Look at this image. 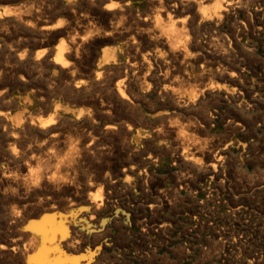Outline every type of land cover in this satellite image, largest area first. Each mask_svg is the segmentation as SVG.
<instances>
[{
    "label": "rangeland",
    "instance_id": "rangeland-1",
    "mask_svg": "<svg viewBox=\"0 0 264 264\" xmlns=\"http://www.w3.org/2000/svg\"><path fill=\"white\" fill-rule=\"evenodd\" d=\"M30 1H28V0H8L7 2H6V0H1L0 1V11H2L4 9H7V8L12 11L11 15L8 16V14H6V15L2 16V18L0 17V22H1L0 23L1 24L0 25V41H1L0 44L2 43L0 45V50H1L0 51V55H1L0 56V59H1L0 60V63H1L0 64V66H1L0 69H3V70L7 69L8 70V69L14 68V70H18L19 67H20L19 63H18L19 56L23 55L25 49L33 50L34 51L33 54L35 55V54H37L36 52L38 50L40 51L41 50L40 48H42V46L40 47V45L38 44L39 41H38L37 38H39V40H42V39H44L43 37H45V35L39 33L38 31H35L34 29H31L29 24H27L25 21H24L25 25L23 23V20L22 21H18L19 18L16 15H18V14L27 15L31 11L39 9L40 13H41V16L43 18L45 17L46 21L48 23H50V24H54V26H61V28H66L70 24V22H68V21H70L69 20L70 18L67 16L68 14H66L67 11H68V8L66 7L65 4H59L58 5L56 0H30ZM215 1L216 0H212L210 2H206L205 5L206 6L208 5V7H210L211 5L214 4ZM262 2H264V0H253V3L251 2L250 6L248 8L245 5L241 6V7H236L234 9L230 10L228 15L223 16V17H214V18H211V19H205L204 20V19L201 18V15L198 13V16H197L198 18L194 17V21H193V17H191V16L187 17L186 20L184 19V21H183L182 18H184L186 16V13L184 15V13H182V12H177L173 6L171 7L170 3L164 2L162 4L164 6H162V7H163V9L165 7V10L168 9V11L171 12L170 17L172 16L171 17L172 19L170 17L167 18L166 16H164L163 21H166V20L169 21V20H173L174 19L173 21L176 20L175 23H176V26L178 27V29H180V30H182L184 32L187 31L186 32L187 34L184 35L185 38H183V40L178 43V45H181V46H178V50H181L180 48H183V49L181 51L173 53V54L172 53H168L169 51L167 49V46H165V44H164V41L167 40V37H168L167 34L163 33L162 30L160 31L159 30L160 27H158L155 24L156 22H154L155 18H156L157 11H155V9L152 8V6L149 4V2L147 0H125L123 2L124 4L125 3L127 4L126 6H124L125 9L121 8V10H120V8L119 9L117 8V11H119V10L121 11V12L119 11V13L117 12L116 17L118 19L116 17L112 18L113 19L112 20V22H113L112 25L115 26L114 27L115 29L117 28L116 29L117 33L115 34V36H114V38L112 39L111 42H107L105 44L100 45L99 49H101V48L103 49V47L104 48L105 47H113L112 52L113 53H117V55L120 56V58H121L120 63L121 64H119V67H117V68H112V71L110 73L112 74V81L116 82L122 76L121 74H124L126 72V74L129 77L127 76L128 78L126 79L127 81H125L126 83L124 84V88H125L126 92L128 93V97H130V98L128 99L129 100L128 102H125V103H127L126 105H128V106H126L124 102H122L120 100H117V98L114 95H112V97H113L112 98V117L114 118V119L112 118L113 119L112 122L113 121L114 122L116 121L115 123L118 122L121 125V127L115 129L116 131H112V133H113L112 136L110 134H104V133L99 134V136H100V139L102 138L101 142H102L103 145H109L110 144L113 147L112 148V156L107 158L108 160L109 159L110 160L111 159L114 160V161L112 160V168H113L112 169V182L115 181V182H113V185H112V191H113V193H112L113 194L112 210L116 206H123L124 205V207H126V209H127L128 221H130V220L131 221L123 226L122 222H121V219L117 218L115 215L112 216L113 217V222H112V243H110V241H108V243H110L112 246L110 244L104 246V248H105V249H103L104 252L102 251V254H100V259H101L100 262H101V264H110V263L111 264H115V263L116 264H122V263L123 264H125V263L126 264H163V263L164 264H214V263L215 264H237L238 262H239L238 264H243V263H245V264H264V260H263L264 259V233H262V232H264V230L262 231V228L264 229V190H263L264 189V182H263L264 181V149H263L264 148V22H262V21H264V7H263L264 3L262 4ZM27 3L28 4L30 3V4L28 5ZM22 4H23L24 7L23 6H19V5H22ZM36 4H37V6H36ZM43 4H44V6H43ZM48 4H50L51 7ZM34 5L37 8H35ZM57 5H58V7H57ZM5 6H6V8H5ZM7 6H9V7H7ZM12 6H13V8L15 7L16 9L14 8L15 9L14 10L12 8ZM18 6H19V9L17 8ZM180 6L181 5H179L178 8H180ZM31 7H33V8L31 9ZM53 7H54V9H52ZM162 7L159 5L158 9L161 10ZM181 7H183V6H181ZM261 7H262L263 10L261 9ZM169 8H170V10H169ZM198 8H200L199 5L196 6V10ZM123 9H124V11H123ZM246 9L250 10L253 13L255 11L258 12V14L255 16V20H256L255 22L256 23L254 24V26H250L248 24V22H247V17H246V12H245ZM51 10H52V12H51ZM127 10L129 11L128 13H126ZM199 10H201V8ZM49 12H51V14ZM134 12L135 13L137 12V13L135 14ZM46 14L48 15V18L46 16ZM52 14H53V19H51L52 18ZM59 14H61V15H59ZM118 14L119 15L121 14L120 16L122 18ZM54 15H56V16H54ZM57 15H59L58 16L59 18L57 17ZM123 15H124L125 19L123 18ZM10 16H11V19H10ZM128 16H130V17H128ZM141 16H143V17H141ZM63 17H64V19L66 18L65 21H64ZM144 17L145 18L147 17L146 19H148V17H149V19L147 20V21H149L148 24L144 25V24H142L139 21L141 19H144ZM67 18H69V19H67ZM126 18H127L128 22L126 21ZM133 20H134V22H133ZM180 20H182L183 23ZM2 22H4V23H2ZM138 22H140V23L138 24ZM150 22H154V23L152 24ZM118 23H119V25H118ZM66 24H68V25H66ZM123 24H124V26H123ZM129 24H131L132 26L131 25L129 26ZM190 24H191V26H190ZM9 25H10V27H9ZM116 25H117V27H116ZM133 25H134V28H133ZM138 25L141 26L142 28H139ZM146 25H148V26H146ZM152 25H153V27L152 28L150 27L151 29L148 28L149 26H152ZM64 26H66V27H64ZM118 26L119 27L121 26V27L118 28ZM206 26H207V28H206L207 30L204 29V27H206ZM135 27H136V30H135ZM155 27H157V29ZM15 28L16 29L18 28V29L16 30ZM241 28H243V29H241ZM25 29H27L28 31L27 30L25 31ZM186 29H188L190 32L188 30H186ZM191 29L193 31H191ZM239 29H240V31H239ZM255 29H256V31H255ZM120 30H121V32H120V35H119V31ZM145 30H146V32H145ZM155 30L160 31L161 33H163V35L160 32H157ZM131 31H132V33H131ZM242 31H244V32H242ZM253 31H255V32H253ZM5 32H6V35H5ZM125 32H127V33H125ZM147 32L149 33V35H148ZM233 32H235L234 33L235 35L233 34ZM236 32H237V34H236ZM32 33H33V37H32ZM139 33L141 35H139ZM157 33H159L160 35H158ZM190 33H192V34H190ZM122 34H123V36H122ZM154 34L156 35L155 37H153ZM124 35L125 36L127 35L129 37V39H128V37H125ZM146 35H148L149 37L147 36V38H146ZM199 35H200V37H199ZM71 36H73V37H71ZM131 36H134V37H132V40L130 39ZM136 36L138 38H136ZM19 37H20V39H19ZM70 38L74 39V40L75 39L79 40L78 38H80V33H77V32L75 33V31H73V32L70 33ZM123 38H124V40H123ZM152 38H154V39H152ZM15 39H17L16 40L17 42L15 41ZM36 39H37V41H36ZM150 39H152V40H150ZM157 39H159L161 41H159ZM56 40L57 41H55L52 45H54L55 43H57L59 41V39H56ZM136 40L137 41L140 40V41H138V43H137ZM141 40H142V43H141ZM144 40H146L147 43ZM201 40H202V42H199ZM223 40H224V42H223ZM231 40H232V42H231ZM131 41H133L132 44H131ZM190 41H192V42H190ZM195 41L198 42V44L195 43ZM225 41H227V42H225ZM234 41H236L237 43L235 44ZM6 43H7V45H6ZM156 43L158 44L157 46H156ZM29 44L31 46H29ZM112 44H113V46H112ZM147 44H149V45H147ZM150 44H153L154 48L152 47V45L150 46ZM15 45H16V47H13V48L11 47V46H15ZM130 45H131L132 48L130 47ZM140 45L141 46L143 45L142 48H141ZM2 46H4V47H2ZM17 47H18V49H17ZM133 47H135L136 49L133 48ZM14 49H15V51H14ZM121 49H124V50H121ZM137 49H139V50H137ZM185 49H186V51L187 50L188 51L186 52ZM191 49H192V51H190ZM194 49H195V51H194ZM229 49H230V51L231 50L232 51L229 52ZM139 51H141V52H139ZM2 52H3V54H2ZM134 52H139V53L137 55V53H134ZM188 52H190V54ZM199 52H201V53H199ZM211 52H212V55H211ZM221 53H222V55L220 56ZM132 54H134V55H132ZM231 54H232V56H231ZM155 55H157V56H155ZM190 55H191V58H190ZM154 56H155V60H154ZM194 56H196V57H194ZM202 56H204L207 61L205 60V58H202ZM132 57H134V58H132ZM141 57L144 60H146V62H147L146 66L147 67L145 66V68H141L142 70L139 67L136 68L135 65H133V67H132L131 64L133 62V59H135V58L142 59ZM158 57H160V58H158ZM165 57H166V59H165ZM214 57H216V58H214ZM129 58H130V60H129ZM149 58H151V59H149ZM162 58H163V60H162ZM8 60H9V62H8ZM150 60H152V61H150ZM186 60H188V61H186ZM195 60H197V61H195ZM10 61H11V63H10ZM129 61L130 62L132 61L131 64H129ZM169 61H171V62H169ZM204 61H206V62L204 63ZM210 61H211V63H210ZM152 62H154V63H152ZM160 62H162V64ZM173 62H176V63H173ZM213 62H214V64H213ZM218 62H219V64H218ZM195 63H197V64L195 65ZM6 64H8V65L5 66ZM124 64H125V66H124ZM159 64H161V65H159ZM243 64H244V66H243ZM30 65H31V67H30ZM39 65H40V63L38 64L37 61L33 60L31 62V64L28 65L30 67V68L28 67V69L31 70L33 76L35 77V81L36 82L38 81L36 87L38 89H39V87H41L40 88L41 91L45 90L46 92H49V94L54 95V97L51 95L52 98H51L50 102L48 100L44 101L45 104H43L44 103L43 100L39 99L37 96H36L37 99L34 100L32 102V104L27 105V106L25 104H23V102H21L22 101L21 99L24 98L25 94H27L28 92H31V90H32L31 88L32 87H29V86L26 87L25 85H23V82L21 83L20 80H17V81L14 82V81L10 80L4 74V72L0 73L1 74L0 75L1 76V78H0V89L1 90L9 89L8 91L10 92V97H7L3 101L2 100L0 101V108L2 107V109H5V110L8 108L7 111L9 112L8 113V116H9L8 124L6 125V124L0 122V130H1V132H0V148L4 151L3 152L0 149V160L2 159L0 161V171L6 170V169L7 170L13 169V167L17 163H19V162L22 163L23 160L26 161L30 156H32L34 154L39 156V157H41V158L43 157L42 159L46 162L45 166L47 168H51L52 169L58 163L57 158H59V157L62 158L64 155L67 156V154L72 151L73 159L72 160H69V159L65 160V165L67 166V169L65 170V172L69 173L71 175L70 177H71L72 180H74L75 184H77V185L79 184L80 185L81 182H83V174L85 175V174H87V172H89V170L91 171L92 168H93L92 164L96 163V162H94V160L92 158H90V159L88 158V159H85V160H82V159L80 160V158L77 156V154H78L77 146L81 143V140H82L81 138L83 136H85V134L87 135L89 133V131H90V128L88 129V125L85 124V122L82 121V119H77V115H76V111L79 112L80 110H82L83 109L82 107H84V105L80 102L78 94L73 93V92L71 93V92H68V91L67 92L63 91L62 92L61 88H58L54 83H53L54 85H52V80L48 79V78L53 77L52 69L50 68V66L45 67L43 64H41L40 66ZM227 65H229V66L227 67ZM162 66H164V67H162ZM190 66H191V68H189ZM225 66H226V68H225ZM229 67H232V68H229ZM128 68H130V69L128 70ZM154 68H157V70L154 69ZM132 69H134V70H132ZM147 69H149V70H147ZM192 69H194V70H192ZM172 70H174V71H172ZM182 70H184V72ZM189 70H190V72H189ZM231 70H232V72H231ZM133 71H135L136 73L133 72ZM141 71L142 72L144 71L143 72L144 74ZM240 71H241V73H240ZM166 72H168V73H166ZM137 73H139V74H137ZM231 73H233V77L231 76ZM41 74H42V76H41ZM119 74H120V76H119ZM133 74H135V75L133 76ZM153 74H154V76H153ZM180 74L183 75V77ZM116 75H117V79H115ZM179 75H180V77H178ZM135 76H136V78H135ZM204 76H206V78ZM212 76H214V77H212ZM215 76H216V78H215ZM150 77H152V79L154 81L152 79H149ZM181 77L183 79H180ZM224 77L226 78L227 81L225 80ZM138 78L140 80H137ZM166 78H168V79H166ZM186 78H188V79H186ZM213 78H215V79H213ZM2 79H4V81ZM133 79H135V80H133ZM130 80H132L133 83H132V81L130 82ZM212 80H213V82H212ZM219 80H221V81H219ZM134 81H135V83H134ZM183 81H185V82H183ZM216 81H217V83H216ZM142 82H143V84H142ZM171 82H172V84H170ZM179 82H180V85L177 84ZM182 82H183V84H182ZM189 82L192 83V84H189ZM243 82H245V83H243ZM2 83H5V84H2ZM127 83H129L132 87L129 84L127 85ZM158 83H160V84L158 85ZM185 83L188 84V85H186ZM184 84H185V86H184ZM236 85H238L240 88H242L241 91L240 90L237 91ZM128 86H129V88H126ZM5 87H6V89H5ZM37 88H36V90H37V92H39L40 90H38ZM130 88H132V89H130ZM52 89H54L55 91L54 90L52 91ZM187 90L188 91L190 90L191 92L188 93ZM101 91H102V89H101ZM132 91H133L134 94L132 93ZM195 91L198 92V93H196ZM162 92H164V93L162 94ZM165 92H167L168 94H166ZM58 93L61 94V95L59 96ZM135 93H136V95H135ZM137 94H139L140 96L137 95ZM144 94H146V96ZM203 94H204V96H203ZM142 95H144V96H142ZM165 95H166V97H165ZM191 95H193V96H191ZM180 96H181V98L178 99ZM211 96H212V98H211ZM136 97L138 99H136ZM155 97L158 98V99H156ZM174 97H175L176 100L174 99ZM250 97H251V99H250ZM19 98H21V99H19ZM139 98H140V100H139ZM161 99H162V101H161ZM177 99L180 100V102H182V103H179V101ZM216 99H217V101H216ZM238 99H239V101H238ZM134 100H136V101H134ZM155 100H157V102ZM209 100H210V102H209ZM130 101H131V103H130ZM251 101H253V102L251 103ZM55 102H58V103L61 102L60 104H62L60 110H58V116L61 117V118L59 117V120H58L60 122V124H59V122H57L55 124V126L57 127V131H58L57 139H54V141L52 139L50 140V134L47 135V137H49V138H47V137H45V135H43L40 132V130L38 128H36V129L33 128V127L28 128L29 127L28 126V127H25V128H21L23 130H21V133L19 134V136H20L18 138V140H20V141H18L19 144L17 143L15 150H12L11 148H14V145L12 144L13 139H12V136H11L12 131L10 130V126L11 127L18 126V124L15 121V118L18 117V116H22L23 118L25 117V119L26 118L28 119L29 117H33V116L35 118H40L41 115H42L41 118L48 117V116H50L51 113L54 112L53 111L54 109H49V111H48V110H46V107L47 106H51L50 103L53 104ZM238 102H241L242 105L240 106V103H238ZM77 103H78V105H77ZM120 103H122V104L120 105ZM11 105L12 106L14 105L13 106L14 108L13 107L11 108ZM152 105H154V106H152ZM169 105H171V106H169ZM15 106H16V108H15ZM78 106H81V107H78ZM124 106H126V107L123 108ZM135 106H136V108H135ZM177 106H179V107L177 108ZM156 107H157V109H156ZM202 107H203V109H202ZM126 108L128 110H126ZM138 108H139V110H137ZM205 108L207 110H205ZM115 109H117L118 111H116ZM183 109H185V110H183ZM199 109L201 110V112H200ZM119 110H121V111H119ZM125 110H126V112L127 111L128 112L127 113L124 112ZM134 110H136V111H134ZM239 110H241V111H239ZM42 111H44V112H42ZM190 111H192V112H190ZM46 112L48 114H46V116L44 117V115H45L44 113H46ZM115 113H116V115H115ZM195 113H196V115H194ZM158 114H159V116H158ZM200 114L202 115V119H200L201 118ZM171 115H172V117H171ZM117 116H118V119H116ZM177 116L179 117L178 119H177ZM130 117L132 118V120H131ZM192 118H194V119H192ZM133 119H135V120H133ZM149 119L151 120L150 123L148 122V121H150ZM256 119H258V120H256ZM126 120H127V122H126ZM63 121H65L67 123V125ZM138 121H139V123L137 125L136 122H138ZM186 121H189V122H186ZM201 121H202L203 124H200ZM251 121L253 122V124H252ZM158 122H159V125H158ZM179 122L182 123V125H180ZM196 122H198V123H196ZM239 122L241 124H237ZM155 123H156V126H155ZM161 123H162V125H161ZM169 123H172V124L170 125ZM75 124H76V126H75ZM128 124H129V126H128ZM134 124H135V126H134ZM167 124H169V126ZM5 125L8 126L9 129H6L8 127H6ZM72 126H73V128H72ZM126 126L128 127V129H127ZM20 127H22V126H20ZM20 127H18V128H20ZM65 127H67V129H69V130L67 131V129ZM163 127H164V131L162 130ZM27 128L29 130H27ZM177 128H179V129H177ZM208 128L210 130H208ZM24 129L26 131H29V133L28 132L24 133V132H26ZM180 129H181V131H180ZM65 130H66V132H65ZM173 130H174V132H173ZM176 130H179L178 133H177ZM182 130H183V132H182ZM70 131L72 133L74 131L73 134L75 136L72 135V133ZM167 131H168V133H167ZM189 131H192L193 134L191 132H189ZM119 132H120V135H119ZM141 132L143 134H145L146 136L144 135L139 141H136L135 138H133V137L135 136V134H138V133H141ZM68 133H70V134H68ZM154 133H157V134L154 135ZM194 133H196V134H194ZM161 134H163L162 137H161ZM76 135H78V136H76ZM171 135H173L172 138H170ZM22 136H25V137L22 138ZM28 136L31 137V138L29 139ZM32 136L35 137V138H33ZM36 136H38V139H37ZM62 137L63 138L65 137L66 139L65 138L63 139ZM114 137H116L115 141H114ZM2 138H4V139L2 140ZM76 138L78 139V141H76L77 140ZM109 138H110V141L108 140ZM174 138H175V140H174ZM21 139H22V141H21ZM126 139H128V141H126ZM129 139H130V141H129ZM150 139H152L153 141L150 140ZM179 139H180V141H179ZM44 140L45 141L48 140L49 142L48 141L45 142ZM64 140H65V142H64ZM111 140L114 141V142H117V144H119V145L117 146V144H115ZM50 141H52L53 143L50 142ZM74 141H75V143H74ZM105 141H107V143ZM144 141H146V142H144ZM183 141H185V142L183 143ZM36 142L38 143V145L42 146L40 151L37 149ZM58 142L59 143L61 142L60 143L61 146L59 145ZM179 142H180V144H179ZM30 143H32V144H30ZM33 143H35V144H33ZM56 143L58 145V148H57ZM127 143H129V144H127ZM53 144H54V147H53ZM123 144H124V146L126 145V148L123 146ZM173 144H175L176 146L175 145L173 146ZM65 145H68V146H65ZM129 145H130V148H128ZM49 146H50V148H49ZM63 146H64V148H63ZM152 146H153V148H152ZM156 146H157V148H156ZM123 147H124V149H123ZM20 148H21V150H20ZM31 148H33V149H31ZM115 148H116V150H115ZM18 149H19V151H18ZM22 149H23V151H22ZM42 149H43V151H42ZM45 149H47V150H45ZM145 149H148V150H145ZM161 149H162V151H161ZM10 150H11V153L9 152ZM137 150L140 151V153ZM158 150L161 151V152H159ZM1 151H2L3 154H1ZM12 151H14V152H12ZM46 151H48V153H46ZM149 151L151 152V154H150ZM166 151L169 153V155L167 154ZM171 151H172V153H171ZM60 152H62V153H60ZM131 152H133V153H131ZM148 152H149V154H147ZM156 152H157V155H155ZM29 153L31 155H29ZM36 153H38V154H36ZM212 153H213V155H212ZM130 155H131V157H130ZM153 155H154V158H153ZM160 155H161V157H160ZM188 155H190V156H188ZM218 155H221V156H218ZM181 156H182L183 159L181 158ZM216 156H217V158H216ZM50 157L52 159L53 158H56V159H53L51 162H49L48 158H50ZM125 157H127V158H125ZM177 157H178V159H177ZM207 157H209V158H207ZM214 157H215V159H214ZM76 158H77V160H76ZM189 158L191 159V161H190ZM208 159L212 160V161L209 162ZM55 160H56V162H55ZM133 160H135V161H133ZM156 161H157V163H156ZM176 161H177V163H176ZM114 162H117V163H114ZM129 163L131 164V166H130ZM207 164H208V166H207ZM88 165H89V167H88ZM187 165H189V166H187ZM138 167L140 169H138ZM181 167H183V168L181 169ZM188 167H190V168H188ZM193 167H195V168H193ZM116 168H118V169H116ZM184 168L187 171L184 170ZM120 170H122V171L124 170L123 173ZM128 170H129V173H128ZM131 171L134 172V173H132ZM204 171H205V173H204ZM119 172H120V174H119ZM187 172H188L189 176H188ZM191 172H192V174H191ZM145 173L147 174V176H146ZM171 173L173 174L172 176H171ZM175 173L176 174L178 173V174L176 175ZM214 173H215L216 176L214 175ZM116 174H118V176H115ZM123 174H125V175H123ZM24 175L26 177H24V176L23 177L26 178V179H28L29 178L28 176H30V174L27 173V172H25ZM168 175L171 176V177H169ZM184 175H185V177H184ZM190 175H192V176H190ZM149 176H150V178H148ZM161 176L163 178H161ZM197 176L199 178H197ZM166 177H168V178H166ZM130 178H133V179L130 180ZM180 178H182L181 179L182 181L180 180ZM189 178L191 180H195V181H191ZM76 180H78V181H76ZM138 180H139V183H138ZM160 180L162 181V183H161ZM152 182H154V184H152ZM181 182H184V183H181ZM196 182H198V183H196ZM225 182H227V183H225ZM116 184L119 187H116ZM143 184H144V186H143ZM180 184H181V187H180ZM133 185H134V187H133ZM162 185L164 187H162ZM187 185H189L192 188L188 187ZM140 186H141V189H140ZM170 186H171V188H170ZM143 187L145 188V190H144ZM221 187L222 188L224 187V188L222 189ZM165 188H167V189H165ZM176 188L178 189V191H176L177 190ZM220 188H221V190H220ZM129 190H130L131 194L128 193ZM156 190H158V191H156ZM167 190H169V192H167ZM64 192H66V194ZM143 192H145V193H143ZM160 192L163 193V194H161ZM68 193H70V194H68ZM120 193H122V194H120ZM72 194L73 193L71 192V190L66 188V187L63 189V192L61 190L60 193L58 194V196L62 197L63 199H66V200L69 199V203H68L69 205L65 206L66 209H62L61 211L62 212L64 211V213H68L70 211H76L77 213H81V212L84 213L85 210H83L84 208H82L83 204L80 201H78V200L76 201V196L72 195ZM167 194H169V195H167ZM163 195H164V197H162ZM170 195H171V197H170ZM172 195H174V196H172ZM145 197L147 198V200H146ZM72 198H74V199H72ZM3 199L6 200V201L3 202L4 201ZM152 199H153V201H152ZM236 199H237L238 202L236 201ZM10 200L11 199H8V198L7 199L6 198H0V204H4L6 206V203H7V206H9L10 204H12V200H11V202H10ZM173 200H175V201H173ZM54 201H56V199H54ZM118 201H120V202L118 203ZM232 201H234L235 203L232 202ZM259 202H261V203H259ZM239 203H240V205H239ZM159 204H160V206H159ZM149 205H151V206H149ZM242 205H244V206H242ZM255 205L257 207H255ZM259 205H260V208H258ZM0 206H2V205H0ZM234 206H236V207H234ZM194 212H195V214H193ZM112 213H113V211H112ZM139 215H141V216L139 217ZM241 217H242V221H241ZM2 219L3 218H1L0 220L2 221ZM154 219H155V222H154ZM170 219H172L173 221L172 220L170 221ZM192 219H194V220H192ZM139 221H140L141 224L142 223L143 224L141 225L139 223ZM169 222H171V223H169ZM114 223H116V224H114ZM210 223L211 224L215 223V225H210ZM198 225H199V227H198ZM153 226L156 227V228H153ZM160 226H162V227H160ZM143 227L144 228L146 227V228L143 229ZM148 227H149V229H148ZM151 227L153 229H151ZM216 227H218V228L216 229ZM227 228H229V229H227ZM121 229L124 230V231H122ZM146 229H148L149 231L146 230ZM160 229L162 231H160ZM213 229H214V232H216V233L213 232ZM241 229L244 232H242ZM251 229H253V231ZM0 231H3V229L0 228ZM227 231L228 232L230 231V232L228 233ZM255 231H256V233H254ZM122 232L123 233L125 232V233L123 234ZM218 232L220 234H218ZM145 234H146V236H145ZM124 235H125V237H124ZM161 236H162V238H160ZM218 236H220V237H218ZM118 237H119V239H118ZM149 237H150V239H149ZM122 238L125 239V241ZM234 238H236V239H234ZM141 239H144V240H141ZM91 240L93 241L94 239H91ZM119 240H123V241H119ZM234 240H235V242L236 241L237 242L234 243ZM126 241H129V242H126ZM143 242L145 243V245H144ZM251 242L253 244L250 245ZM114 243H116V244L114 245ZM216 243H217V245H216ZM219 244H220V248H219ZM120 245H122V246H120ZM138 247H140V248H138ZM222 247H224V248H222ZM232 248H234V249H232ZM181 250H183V251H181ZM250 250H252V251H250ZM175 251H176V253H175ZM254 251H255V253H254ZM139 253H140V255L142 254L143 256L142 255L140 256ZM182 253H184V254H182ZM238 253L241 255L240 257H239ZM113 255H114L115 258L113 257ZM166 256H168L169 258L166 257ZM140 257H142V258H140ZM228 257H229V259H228ZM261 257H263V258H261ZM122 259L123 260L125 259V260L123 261ZM111 260L114 261V262H112ZM173 260H174V262H173ZM252 261H253V263H252Z\"/></svg>",
    "mask_w": 264,
    "mask_h": 264
},
{
    "label": "bare ground",
    "instance_id": "bare-ground-1",
    "mask_svg": "<svg viewBox=\"0 0 264 264\" xmlns=\"http://www.w3.org/2000/svg\"><path fill=\"white\" fill-rule=\"evenodd\" d=\"M1 1V0H0ZM8 0H6L7 2ZM30 1V0H28ZM58 5L59 4H65L66 7L68 8V11L66 14H68L67 16L70 18V24L69 26H64L66 28H61V26H54V24H50L46 21V18L44 19L41 16L40 10H33L31 11L29 14L27 15H23V14H18L16 15L19 20L18 21H22L23 23L24 21L29 24L31 29H34L35 31H38L39 33L45 35V37H43L44 39L39 40V45L40 47L42 46V48H40L41 50L38 52H36L37 54H33V50L30 49H25L23 55L19 56V69L18 70H14V68L11 69H0V73L4 72V74L12 81H17L20 80L21 83L23 82V85H25L26 87H32L31 92H28L27 94H25L24 98L21 99L23 102V104L30 105L32 104V102L34 100H36V96L44 101H49L51 100V95L49 94V92H46L45 90H40L41 87H39V89L36 87L38 81H35V77L33 76L31 70L28 69V65L31 64V62L33 60L37 61L38 64L40 63L43 64L45 67L50 66V68L52 69V75L53 77L48 78L52 80V85H56L58 88H61V91H65V92H73L79 95V100L80 102L84 105V107H82L83 109L80 110L79 112L76 111V115H77V119H82V121L85 122V124L88 125V129L90 128L89 133L85 136H83L80 140L81 143L77 146V156L80 158V160H85V159H90L92 158L94 160V162H96L93 165L92 170L89 172H87V174H83V182H81V184L77 185L74 183V180L71 179V175L69 173H66L65 170L67 169V166L65 165V160H72L73 159V153L72 151L70 153L67 154V156H61L62 158H57V165L54 168H47L46 162L39 156L37 155H32L30 156L26 161L23 160L22 163H17L13 169L10 170H2L0 171V198H8L12 200V204H8L9 206H6L4 204H0L2 206H0V219H2V221L0 220V228L3 229V231H0V264H101L100 262V254H102V251L105 245H109L110 243H112V222H113V215H115L117 218L121 219L122 225H126L127 223H129L130 221H128V215H127V209L126 207L123 206H116L113 208L112 210V198H113V191H112V185H113V181L112 182V160L113 159H107L108 157L112 156V145H103L100 139L99 134L104 133V134H110L112 136V131H116L115 129L121 127V125L117 122L115 123L114 121L112 122V120L114 119L112 117V95H114L117 100H120L122 102H128L129 98L128 97V93L126 92L125 88H124V84L126 83L125 81H127L126 79L129 77L126 72L124 74H121L122 76L116 81H112V74L110 73L112 71V68H117L119 67L121 58L119 55H117V53H113L112 49L113 47H103V49H99L100 45L105 44L107 42H111L112 39L114 38L115 34L117 33L116 29L114 28L115 26L112 25V18L116 17L117 12L119 13V11L121 10V8H124V6H126L127 2L124 4L123 2L125 0H56ZM149 2V4L152 6V8L155 9V11H157L156 14V18L155 24L160 27V31L162 30L163 33L167 34V40L164 41L165 46H167L168 49V53H176L181 51L183 48H180L181 50H178V45L179 42H181L183 40L184 35L187 34L186 29L184 31L178 29V27L176 26L175 21L173 20H169V21H163L164 16H166L167 18L170 17L171 12L167 10H165V7L163 9L162 5L164 2H168L171 4V7L173 6L175 8V10L177 12H182L186 13V16L183 19L186 20L187 17H193V21H194V17L198 16V13L201 15L202 19H211L214 17H223L228 15L229 11L236 8V7H241V6H247V8L250 6L251 2L253 3V0H230L227 4H222L220 8L216 7V4L218 3V0H216L214 2L213 5H211L210 7H208V5L206 6L205 3L206 2H210L212 0H202V3L200 2V0H147ZM31 2V1H30ZM40 2V1H39ZM38 2V3H39ZM42 2V1H41ZM259 2V1H258ZM5 3V2H4ZM9 3V2H8ZM36 3V2H35ZM47 3V2H46ZM53 3V2H52ZM264 2H262L263 4ZM6 4V3H5ZM28 4V3H27ZM30 4V3H29ZM28 4V5H29ZM148 4V5H149ZM209 4V3H208ZM11 5V4H10ZM32 5V4H31ZM40 5V4H39ZM50 6V4H48ZM57 5V7H58ZM161 6L162 9H158V6ZM181 5L183 7L180 6V8H178V6ZM199 5V7L201 8V10H199L200 8H198L196 10V6ZM19 6H23L19 5ZM19 6L17 7L19 9ZM37 6V4H36ZM35 5L34 7L37 8ZM44 6V4H43ZM166 6V5H165ZM169 6V5H168ZM167 6V7H168ZM259 6V5H258ZM263 6V5H262ZM9 7V6H7ZM24 7V6H23ZM22 7V8H23ZM28 7V6H27ZM39 7V6H38ZM46 7V6H45ZM51 7V6H50ZM55 7V6H54ZM54 7L52 9H54ZM260 7V6H259ZM264 7V6H263ZM6 8V6H5ZM13 8V6H12ZM15 8V7H14ZM13 8V9H14ZM21 8V7H20ZM29 8V7H28ZM33 7H31L32 9ZM34 8V9H35ZM41 8V7H40ZM117 8L120 10L117 11ZM178 8V9H177ZM16 9V8H15ZM14 9V10H15ZM45 9V8H44ZM43 9V10H44ZM51 9V8H50ZM66 9V8H65ZM125 9V8H124ZM123 9V11H124ZM226 9V10H225ZM242 9V8H241ZM244 9V8H243ZM250 9V8H249ZM252 9V8H251ZM262 9V7H261ZM8 12L5 13V9L0 11V17L2 18V16L8 14L11 15L12 11L9 10L7 8ZM26 10V9H25ZM42 10V9H41ZM61 10V9H60ZM134 10V9H133ZM151 10V9H150ZM170 10V8H169ZM263 10V9H262ZM17 11V10H16ZM23 11V10H22ZM28 11V10H27ZM165 11V12H164ZM243 11V10H242ZM47 12V11H46ZM45 12V13H46ZM52 12V10H51ZM51 12H49L51 14ZM121 12V11H120ZM129 11L127 10L126 13H128ZM132 12V11H131ZM154 12V11H153ZM246 17H247V22L250 26H254V24L256 23L255 21V16L258 14L257 11H255L254 13L251 12L250 10L246 9ZM14 13V12H13ZM17 13V12H16ZM21 13V12H20ZM135 13V12H134ZM137 13V12H136ZM135 13V14H136ZM151 13V12H150ZM149 13V14H150ZM236 13V12H235ZM49 14V15H50ZM55 14V13H54ZM58 14V13H57ZM140 14V13H139ZM142 14V13H141ZM144 14V13H143ZM148 14V15H149ZM152 14V13H151ZM150 14V15H151ZM176 14V13H175ZM261 14V13H260ZM13 15V14H12ZM61 15V14H59ZM57 15V17L59 16ZM119 15V14H118ZM121 15V14H120ZM119 15V16H120ZM127 15V14H126ZM138 15V14H137ZM147 15V16H148ZM244 15V14H243ZM47 18L48 15L46 14ZM56 16V15H54ZM139 16V15H138ZM230 16V15H229ZM121 17V16H120ZM119 17V18H120ZM130 17V16H128ZM134 17V16H133ZM143 17V16H141ZM165 17V18H166ZM172 17V16H171ZM170 17V18H171ZM238 17V16H237ZM260 17V16H259ZM8 18V17H7ZM51 18V17H50ZM55 18V17H54ZM59 18V17H58ZM117 18V17H116ZM122 18V17H121ZM123 18L125 19L124 15ZM136 18V17H135ZM147 18V17H146ZM144 17V19L139 20L142 24H148L149 21H147L149 19H146ZM198 18V17H197ZM236 18V17H235ZM11 19V16H10ZM53 19V14H52V18ZM64 19V17H63ZM66 19V18H65ZM64 19V21H65ZM118 19V18H117ZM123 19V20H124ZM134 19V18H133ZM172 19V18H171ZM239 19V18H238ZM241 19V18H240ZM245 19V18H244ZM259 19V18H258ZM263 19V18H262ZM14 20V19H13ZM50 20V19H49ZM48 20V21H49ZM55 20V19H54ZM53 20V21H54ZM120 20V19H119ZM118 20V21H119ZM135 20V19H134ZM133 20V22H134ZM196 20V19H195ZM235 20V19H234ZM125 21V20H124ZM127 21V18H126ZM138 21V20H137ZM178 21V20H177ZM182 21V20H180ZM182 21V23H183ZM197 21V20H196ZM244 21V20H243ZM262 21V20H261ZM5 22V21H4ZM2 22V23H4ZM63 22V21H62ZM115 22V21H114ZM117 22V21H116ZM121 22V21H120ZM128 22V21H127ZM132 22V21H131ZM138 22V24L140 23ZM154 22H150V23H154ZM200 22V21H199ZM246 22V21H245ZM264 22V21H262ZM261 22V23H262ZM1 23V22H0ZM10 23V22H9ZM8 23V24H9ZM67 23V22H66ZM136 23V22H135ZM134 23V24H135ZM181 23V24H182ZM191 23V22H190ZM239 23V22H238ZM237 23V24H238ZM241 23V22H240ZM6 24V23H5ZM12 24V23H11ZM21 24V23H20ZM65 24V23H64ZM63 24V25H64ZM132 24V23H131ZM129 24V26L131 25ZM186 24V23H185ZM192 24V23H191ZM190 24V26H191ZM243 24V23H242ZM1 25V24H0ZM18 25V24H17ZM25 25V23H24ZM68 25V24H66ZM119 25V23H118ZM150 25V24H149ZM195 25V24H194ZM193 25V26H194ZM212 25V24H211ZM260 25V24H259ZM262 25V24H261ZM122 26V25H121ZM120 26V27H121ZM124 26V24H123ZM128 26V27H129ZM132 26V25H131ZM148 26V25H146ZM187 26V25H186ZM192 26V27H193ZM238 26V25H237ZM263 26V25H262ZM10 27V25H9ZM117 27V25H116ZM118 26V28H120ZM139 28H142L141 26L138 25ZM145 27V26H144ZM152 28V26H149L148 28ZM182 27V26H181ZM180 27V28H181ZM203 27V26H202ZM258 27V26H257ZM28 28V27H27ZM123 28V27H122ZM134 28V25H133ZM138 28V29H139ZM150 28V29H151ZM157 29V27H155ZM184 28V27H183ZM206 27H204V29H206ZM231 28V27H230ZM247 28V27H246ZM252 28V27H251ZM255 28V27H254ZM253 28V29H254ZM4 29V28H3ZM16 29V28H15ZM18 29V28H17ZM16 29V30H17ZM210 29V28H209ZM212 29V28H211ZM243 29V28H241ZM2 30V29H1ZM27 29H25L26 31ZM136 30V27H135ZM134 30V31H135ZM141 30V29H140ZM139 30V31H140ZM144 30V29H143ZM148 30V29H147ZM153 30V29H152ZM207 30V29H206ZM214 30V29H213ZM235 30V29H234ZM237 30V29H236ZM8 31V30H7ZM28 31V30H27ZM75 31V33H80V38H78L79 40H74L70 38V33ZM125 31V30H124ZM154 31V30H153ZM157 31V30H155ZM157 31V32H160ZM189 31V30H188ZM191 31H193L191 29ZM240 31V29H239ZM256 31V29H255ZM253 31V32H255ZM14 32V31H13ZM12 32V33H13ZM16 32V31H15ZM33 32V31H32ZM121 30L119 31V35H120ZM138 32V31H137ZM144 32V31H143ZM146 32V30H145ZM149 32V31H148ZM147 32V33H148ZM190 32V31H189ZM196 32V31H195ZM244 32V31H242ZM35 33V32H34ZM127 33V32H125ZM132 33V31H131ZM146 33V34H147ZM151 33V32H150ZM161 33V32H160ZM163 33H161L163 35ZM193 33V32H192ZM190 33V34H192ZM235 32H233L234 34ZM22 34V33H21ZM28 34V33H27ZM31 34V33H30ZM73 34V33H72ZM143 34V33H142ZM156 34V33H155ZM154 34L153 37H155L156 35ZM158 35H160L159 33H157ZM237 34V32H236ZM239 34V33H238ZM241 34V33H240ZM6 35V32H5ZM10 35V34H9ZM24 35V34H23ZM29 35V34H28ZM35 35V34H34ZM139 35H141L139 33ZM149 35V33H148ZM146 35V38L147 36ZM198 35V34H197ZM235 35V34H234ZM36 36V35H35ZM123 36V34H122ZM125 36V35H124ZM145 36V35H144ZM152 36V35H151ZM188 36V35H187ZM190 36V35H189ZM215 36V35H214ZM223 36V35H222ZM233 36V35H232ZM7 37V36H6ZM32 37H33V33H32ZM73 37V36H71ZM125 37H128L127 35ZM124 37V38H125ZM131 36V40H132ZM149 37V36H148ZM162 37V36H161ZM200 37V35H199ZM202 37V36H201ZM236 37V36H235ZM238 37V36H237ZM15 38V37H14ZM17 38V37H16ZM22 38V37H21ZM118 38V37H117ZM123 38V40H124ZM136 38H138L136 36ZM143 38V37H142ZM157 38V37H156ZM160 38V37H159ZM163 38V37H162ZM165 38V37H164ZM189 38V37H188ZM192 38V37H191ZM8 39V38H7ZM20 39V37H19ZM23 39V38H22ZM32 39V38H31ZM36 39V41H37ZM56 39H59V41L57 43H55L54 45H52L55 41H57ZM129 39V37H128ZM154 39V38H152ZM150 39V40H152ZM195 39V38H194ZM236 39V38H235ZM240 39V38H239ZM5 40V39H4ZM14 40V39H13ZM17 39H15L16 41ZM134 40V39H133ZM143 40V39H142ZM141 40V43H142ZM159 40V39H157ZM186 40V39H185ZM198 40V39H197ZM196 40V41H197ZM208 40V39H207ZM225 40V39H224ZM223 40V42H224ZM230 40V39H229ZM228 40V41H229ZM7 41V40H6ZM26 41V40H25ZM34 41V40H33ZM137 41V40H136ZM140 41V40H138ZM137 41V43H138ZM146 42V40H144ZM149 41V40H148ZM161 41V40H159ZM163 41V40H162ZM187 41V40H186ZM198 44V42H196ZM237 41V40H236ZM234 41V43L236 44L237 42ZM1 42V41H0ZM3 42V41H2ZM17 42V41H16ZM15 42V43H16ZM144 42V43H145ZM151 42V41H150ZM155 42V41H154ZM192 42V41H190ZM194 42V41H193ZM199 42H202L199 41ZM217 42V41H216ZM220 42V41H219ZM218 42V43H219ZM227 42V41H225ZM232 42V40H231ZM4 43V42H3ZM21 43V42H20ZM122 43V42H121ZM133 43V41H131V44ZM140 43V44H141ZM147 43V42H146ZM149 43V42H148ZM152 43V42H151ZM160 43V42H159ZM187 43V42H186ZM185 43V44H186ZM2 44V43H1ZM0 44V45H1ZM10 44V43H9ZM32 44V43H31ZM201 44V43H200ZM199 44V45H200ZM231 44V43H230ZM234 44V45H235ZM7 45V43H6ZM35 45V44H34ZM128 45V44H127ZM134 45V44H133ZM149 45V44H147ZM153 44H150V46ZM158 44L156 43V46ZM184 45V44H183ZM188 45V44H187ZM211 45V44H210ZM209 45V46H210ZM216 45V44H215ZM219 45V44H218ZM238 45V44H237ZM25 46V45H24ZM29 46H31L29 44ZM33 46V45H32ZM111 46V45H110ZM113 46V44H112ZM137 46V45H136ZM141 46V45H140ZM139 46V47H140ZM143 46V45H142ZM141 46V48H142ZM146 46V45H145ZM160 46V45H159ZM163 46V45H162ZM190 46V45H189ZM198 46V45H197ZM212 46V45H211ZM214 46V45H213ZM4 47V46H2ZM8 47V46H7ZM16 47L15 46H11ZM34 47V46H33ZM131 47V45H130ZM185 47V46H184ZM201 47V46H200ZM22 48V47H21ZM132 48V47H131ZM135 48V47H133ZM154 48V47H153ZM189 48V47H188ZM209 48V47H208ZM207 48V49H208ZM238 48V47H237ZM18 49V47H17ZM130 49V48H129ZM136 49V48H135ZM161 49V48H160ZM166 49V50H167ZM187 49V48H186ZM185 49V51H186ZM8 50V49H7ZM13 50V49H12ZM23 50V49H22ZM115 50V49H114ZM124 50V49H121ZM132 50V49H131ZM139 50V49H137ZM143 50V49H142ZM146 50V49H145ZM144 50V51H145ZM150 50V49H149ZM156 50V49H155ZM164 50V49H163ZM165 50V51H166ZM201 50V49H200ZM206 50V49H205ZM204 50V51H205ZM215 50V49H214ZM222 50V49H221ZM262 50V49H261ZM1 51V50H0ZM9 51V50H8ZM15 51V49H14ZM151 51V50H150ZM184 51V52H185ZM188 51V50H187ZM186 51V52H187ZM192 51V49L190 50ZM195 51V49H194ZM217 51V50H216ZM220 51V50H219ZM218 51V52H219ZM226 51V50H225ZM232 51V50H231ZM229 49V52H231ZM253 51V50H252ZM12 52V51H11ZM18 52V51H17ZM121 52V51H120ZM141 52V51H139ZM139 52H134V53H138ZM221 52V51H220ZM236 52V51H235ZM8 53V52H7ZM21 53V52H20ZM19 53V54H20ZM41 53H43V55H40ZM146 53V52H145ZM148 53V52H147ZM183 53V52H182ZM190 54V52H188ZM201 53V52H199ZM3 54V52H2ZM130 54V53H129ZM180 54V53H179ZM186 54V53H185ZM192 54V53H191ZM210 54V53H209ZM11 55V54H10ZM134 55V54H132ZM150 55V54H149ZM184 55V54H183ZM194 55V54H193ZM199 55V54H198ZM212 55V52H211ZM210 55V56H211ZM216 55V54H215ZM222 55V53L220 54V56ZM230 55V54H229ZM252 55V54H251ZM1 56V55H0ZM8 56V55H7ZM147 56V55H146ZM153 56V55H152ZM157 56V55H155ZM155 56H154V60H155ZM167 56V55H166ZM177 56V55H176ZM185 56V55H184ZM183 56V57H184ZM232 56V54H231ZM12 57V56H11ZM137 57V56H136ZM163 57V56H162ZM187 57V56H186ZM185 57V58H186ZM196 57V56H194ZM198 57V56H197ZM134 58V57H132ZM142 58V57H141ZM160 58V57H158ZM157 58V59H158ZM168 58V57H167ZM176 58V57H175ZM182 58V57H181ZM191 58V55H190ZM202 58H205L204 56H202ZM216 58V57H214ZM213 58V59H214ZM151 59V58H149ZM166 59V57H165ZM189 59V58H188ZM196 59V58H195ZM231 59V58H230ZM259 59V58H258ZM1 60V59H0ZM4 60V59H3ZM14 60V59H13ZM130 60V58H129ZM163 60V58H162ZM175 60V59H174ZM182 60V59H181ZM206 60V58H205ZM7 61V60H6ZM152 61V60H150ZM168 61V60H167ZM172 61V60H171ZM169 61V62H171ZM176 61V60H175ZM184 61V60H183ZM188 61V60H186ZM197 61V60H195ZM194 61V62H195ZM207 61V60H206ZM204 61V63L206 62ZM220 61V60H219ZM230 61V60H229ZM235 61V60H234ZM4 62V61H3ZM9 62V60H8ZM132 62V61H131ZM131 62L129 61V64H131ZM163 62V61H162ZM162 62H160L162 64ZM200 62V61H199ZM5 63V62H4ZM11 63V61H10ZM154 63V62H152ZM156 63V62H155ZM176 63V62H173ZM198 63V62H197ZM195 63V65L197 64ZM211 63V61H210ZM221 63V62H220ZM1 64V63H0ZM13 64V63H12ZM37 64V63H36ZM126 64V63H125ZM124 64V66H125ZM128 64V65H129ZM159 64V65H161ZM188 64V63H187ZM190 64V63H189ZM194 64V63H193ZM214 64V62H213ZM219 64V62H218ZM8 64H6L5 66H7ZM35 65V64H34ZM39 65V66H40ZM132 67L133 65L137 67L141 68H145V66L147 65L146 60L142 59H138L135 58L133 59L132 62ZM170 65V64H169ZM176 65V64H175ZM194 65V66H195ZM209 65V64H208ZM207 65V66H208ZM231 65V64H230ZM239 65V64H238ZM10 66V65H9ZM8 66V67H9ZM12 66V65H11ZM43 66V67H44ZM174 66V65H173ZM177 66V65H176ZM179 66V65H178ZM229 65H227L228 67ZM244 66V64H243ZM1 67V66H0ZM31 67V65H30ZM29 67V68H30ZM122 67V66H121ZM147 67V66H146ZM159 67V66H158ZM164 67V66H162ZM166 67V66H165ZM198 67V66H197ZM217 67V66H216ZM6 68V67H5ZM10 68V67H9ZM149 68V67H148ZM160 68V67H159ZM168 68V67H167ZM183 68V67H182ZM181 68V69H182ZM191 68V66L189 67ZM196 68V67H195ZM226 68V66H225ZM232 68V67H229ZM235 68V67H234ZM233 68V69H234ZM253 68V67H252ZM126 69V68H125ZM124 69V70H125ZM130 68H128L129 70ZM157 70V68H154ZM166 69V68H165ZM188 69V68H187ZM216 69V68H215ZM219 69V68H218ZM239 69V68H238ZM123 70V69H122ZM121 70V71H122ZM127 70V69H126ZM125 70V71H126ZM134 70V69H132ZM131 70V71H132ZM142 70V69H141ZM144 70V69H143ZM149 70V69H147ZM194 70V69H192ZM197 70V69H196ZM195 70V71H196ZM199 70V69H198ZM228 70V69H227ZM245 70V69H244ZM40 71V70H39ZM130 71V72H131ZM174 71V70H172ZM184 72V70H182ZM226 71V70H225ZM44 72V71H43ZM123 72V71H122ZM128 72V71H127ZM135 72V71H133ZM142 72V71H141ZM144 72V71H143ZM142 72V73H143ZM148 72V71H147ZM151 72V71H150ZM160 72V71H159ZM163 72V71H162ZM190 72V70H189ZM198 72V71H197ZM232 72V70H231ZM235 72V71H234ZM233 72V73H234ZM129 73V72H128ZM136 73V72H135ZM140 73V72H139ZM137 73V74H139ZM157 73V72H156ZM161 73V72H160ZM168 73V72H166ZM179 73V72H178ZM193 73V72H192ZM191 73V74H192ZM195 73V72H194ZM215 73V72H214ZM219 73V72H218ZM229 73V72H228ZM233 73H231V76L233 77ZM241 73V71H240ZM243 73V72H242ZM3 74V75H4ZM37 74V73H36ZM40 74V73H39ZM118 74V73H117ZM141 74V73H140ZM144 74V73H143ZM176 74V73H175ZM187 74V73H186ZM209 74V73H208ZM235 74V73H234ZM1 75V74H0ZM135 74H133L134 76ZM142 75V74H141ZM147 75V74H146ZM181 75V74H180ZM180 75L178 77H180ZM223 75V74H222ZM37 76V75H36ZM42 76V74H41ZM47 76V75H46ZM50 76V75H49ZM120 76V74H119ZM128 76V77H127ZM132 76V75H131ZM154 76V74H153ZM160 76V75H159ZM183 77V75H181ZM228 76V75H227ZM226 76V77H227ZM145 77V76H144ZM162 77V76H161ZM160 77V78H161ZM174 77V76H173ZM176 77V76H175ZM180 79H183V78ZM206 78V76H204ZM208 77V76H207ZM214 77V76H212ZM238 77V76H237ZM1 78V76H0ZM136 78V76H135ZM141 78V77H140ZM203 78V77H202ZM216 78V76H215ZM213 78V79H215ZM219 78V77H218ZM225 78V77H224ZM117 79V75L116 78ZM149 79H152V77H150ZM155 79V78H154ZM168 79V78H166ZM174 79V78H173ZM188 79V78H186ZM199 79V78H198ZM204 79V78H203ZM209 79V78H208ZM223 79V78H222ZM234 79V78H233ZM4 81V79H2ZM9 80V81H10ZM129 80V79H128ZM135 80V79H133ZM137 80H140L139 78ZM136 80V81H137ZM153 80V79H152ZM161 80V79H160ZM165 80V79H164ZM163 80V81H164ZM170 80V79H169ZM185 80V79H184ZM200 80V79H199ZM206 80V79H205ZM211 80V79H210ZM218 80V79H217ZM226 80V78H225ZM44 81V80H43ZM132 80H130L131 82ZM143 81V80H142ZM151 81V80H150ZM154 81V80H153ZM162 81V82H163ZM171 81V80H170ZM174 81V80H173ZM178 81V80H177ZM181 81V80H180ZM188 81V80H187ZM186 81V82H187ZM190 81V80H189ZM198 81V80H197ZM221 81V80H219ZM224 81V80H223ZM227 81V80H226ZM232 81V80H231ZM239 81V80H238ZM241 81V80H240ZM244 81V80H243ZM138 82V81H137ZM140 82V81H139ZM146 82V81H145ZM185 82V81H183ZM182 82V84H183ZM210 82V81H209ZM213 82V80H212ZM229 82V81H228ZM242 82V81H241ZM13 83V82H12ZM54 83V84H53ZM133 83V81H132ZM135 83V81H134ZM141 83V82H140ZM148 83V82H147ZM150 83V82H149ZM166 83V82H165ZM164 83V84H165ZM188 83V82H187ZM217 83V81H216ZM234 83V82H233ZM245 83V82H243ZM5 84V83H2ZM129 83H127L128 85ZM139 84V83H138ZM143 84V82H142ZM160 83H158L159 85ZM163 84V83H162ZM172 84V82L170 83ZM174 84V83H173ZM176 84V83H175ZM180 85V82L177 83ZM176 84V85H177ZM186 84V83H185ZM184 84V86H185ZM189 84H192L189 82ZM198 84V83H197ZM209 84V83H208ZM212 84V83H211ZM241 84V83H240ZM41 85V84H40ZM130 85V84H129ZM148 85V84H147ZM157 85V86H158ZM175 85V86H176ZM178 85V86H179ZM188 85V84H186ZM221 85V84H220ZM234 85V84H233ZM45 86V85H44ZM126 86V85H125ZM131 86V85H130ZM141 86V85H140ZM182 86V85H181ZM196 86V85H195ZM228 86V85H227ZM238 85H236V89L237 91H241L242 88H240ZM2 87V86H1ZM38 90H40L39 92H37L36 88ZM132 87V86H131ZM209 87V86H208ZM4 88V87H3ZM8 88V87H7ZM47 88V87H46ZM51 88V87H50ZM126 88H129L126 87ZM146 88V87H145ZM156 88V87H155ZM177 88V87H176ZM6 89V87H5ZM102 89V91H101ZM132 89V88H130ZM137 89V88H136ZM143 89V88H142ZM9 89L6 90H1L0 89V101L6 99L7 97H10V92L8 91ZM51 90V89H50ZM54 89H52L53 91ZM148 90V89H147ZM175 90V89H174ZM182 90V89H181ZM207 90V89H206ZM211 90V89H210ZM226 90V89H225ZM229 90V89H228ZM235 90V89H234ZM244 90V89H243ZM27 91V90H26ZM55 91V90H54ZM163 91V90H162ZM165 91V90H164ZM173 91V90H172ZM176 91V90H175ZM188 91V90H187ZM194 91V90H193ZM209 91V90H208ZM218 91V90H217ZM233 91V90H232ZM51 92V91H50ZM64 92V93H65ZM153 92V91H152ZM157 92V91H156ZM174 92V91H173ZM177 92V91H176ZM179 92V91H178ZM191 92L190 90L188 91V93ZM196 92V91H195ZM230 92V91H229ZM26 93V92H25ZM61 93V92H60ZM133 93V91H132ZM145 93V92H144ZM164 92H162L163 94ZM166 94H168L167 92H165ZM198 93V92H196ZM220 93V92H219ZM233 93V92H232ZM248 93V92H247ZM59 94V93H58ZM134 94V93H133ZM180 94V93H179ZM206 94V93H205ZM208 94V93H207ZM217 94V93H216ZM249 94V93H248ZM61 94H59L60 96ZM136 95V93H135ZM139 95V94H137ZM146 96V94H144ZM142 95V96H144ZM149 95V94H148ZM160 95V94H159ZM174 95V94H173ZM177 95V94H176ZM196 95V94H195ZM209 95V94H208ZM221 95V94H220ZM54 97V95H52ZM140 96V95H139ZM184 96V95H183ZM193 96V95H191ZM198 96V95H197ZM204 96V94H203ZM213 96V95H212ZM211 96V98H212ZM66 97V96H65ZM76 97V96H75ZM166 97V95H165ZM217 97V96H216ZM223 97V96H222ZM228 97V96H227ZM142 98V97H141ZM156 98V97H155ZM162 98V97H161ZM171 98V97H170ZM181 96L178 98L180 99ZM183 98V97H182ZM185 98V97H184ZM188 98V97H187ZM199 98V97H198ZM203 98V97H202ZM244 98V97H243ZM77 99V98H76ZM136 99H138L136 97ZM144 99V98H143ZM146 99V98H145ZM149 99V98H148ZM154 99V98H153ZM158 99V98H156ZM175 99V97H174ZM177 99V100H178ZM241 99V98H240ZM251 99V97H250ZM253 99V98H252ZM9 100V99H8ZM133 100V99H132ZM140 100V98H139ZM138 100V101H139ZM151 100V99H150ZM169 100V99H168ZM176 100V99H175ZM187 100V99H186ZM6 101V100H5ZM65 101V100H64ZM136 101V100H134ZM149 101V100H148ZM157 102V100H155ZM162 101V99H161ZM179 103L180 100H178ZM177 101V102H178ZM191 101V100H190ZM199 101V100H198ZM217 101V99H216ZM239 101V99H238ZM242 101V100H241ZM17 102V101H16ZM15 102V103H16ZM20 102V101H19ZM41 102V101H40ZM77 102V101H76ZM79 102V103H80ZM143 102V101H142ZM147 102V101H146ZM169 102V101H168ZM192 102V101H191ZM210 102V100H209ZM212 102V101H211ZM253 101H251L252 103ZM255 102V101H254ZM3 103V102H2ZM1 103V104H2ZM6 103V102H5ZM14 103V104H15ZM61 103V102H60ZM58 102L55 103H50L51 106H47L46 110L49 111V109H54L53 113H49L50 116L45 117L46 114H48L47 112L44 113V117L45 118H35L33 117H29L28 119L25 117L23 118L22 116H18L15 118L16 123L18 124V126L16 127H11L10 126V130L12 131V139L13 142L12 144L14 145V148H11L12 150H15L16 148V144L18 143V138L20 137L19 134L21 133V128H25V127H33V128H38L40 130V132L45 135V137H47V135L50 134V140L52 139L54 141V139H57L58 136V131H57V127L55 126V124L57 122H59V117L58 116V110H60L62 104H60ZM70 103V102H69ZM80 103V104H81ZM131 103V101H130ZM134 103V102H133ZM140 103V102H139ZM240 106L242 105L241 102ZM237 103V104H238ZM45 104V102L43 103ZM72 104V103H71ZM122 103H120L121 105ZM127 103H125L126 105ZM137 104V103H136ZM162 104V103H161ZM177 104V103H176ZM189 104V103H188ZM187 104V105H188ZM220 104V103H219ZM254 104V103H253ZM3 105V104H2ZM10 105V104H9ZM74 105V104H73ZM78 105V103H77ZM115 105V104H114ZM124 105V104H123ZM149 105V104H148ZM165 105V104H164ZM183 105V104H182ZM181 105V106H182ZM197 105V104H196ZM244 105V104H243ZM7 106V105H6ZM14 106V105H13ZM11 105V108L13 107ZM128 106V105H126ZM126 106H124L123 108H125ZM137 106V105H136ZM135 106V108H136ZM154 106V105H152ZM171 106V105H169ZM180 106V107H181ZM209 106V105H208ZM24 107V106H23ZM44 107V106H43ZM42 107V108H43ZM81 107V106H78ZM139 107V106H138ZM148 107V106H147ZM150 107V106H149ZM162 107V106H161ZM164 107V106H163ZM179 106H177L178 108ZM206 107V106H205ZM5 108V107H4ZM14 108V107H13ZM16 108V106H15ZM77 108V107H76ZM122 108V109H123ZM140 108V107H139ZM139 108L137 110H139ZM152 108V107H151ZM184 108V107H183ZM240 108V107H239ZM243 108V107H242ZM8 109V108H7ZM7 109H2V107L0 108V122L4 123V124H8V120H9V116H8V111ZM27 109V108H26ZM75 109V108H74ZM157 109V107H156ZM180 109V108H179ZM193 109V108H192ZM203 109V107H202ZM116 111H118L117 109H115ZM126 110H128L126 108ZM126 110L124 112H126ZM177 110V109H176ZM185 110V109H183ZM200 110V109H199ZM205 110H207L205 108ZM251 110V109H250ZM121 111V110H119ZM136 111V110H134ZM133 111V112H134ZM181 111V110H180ZM187 111V110H186ZM194 111V110H193ZM241 111V110H239ZM245 111V110H244ZM29 112V111H28ZM36 112V111H35ZM44 112V111H42ZM51 112V111H50ZM114 112V111H113ZM128 112V111H127ZM126 112V113H127ZM141 112V111H140ZM182 112V111H181ZM185 112V111H184ZM192 112V111H190ZM189 112V113H190ZM195 112V111H194ZM197 112V111H196ZM201 112V110H200ZM204 112V111H203ZM122 113V112H121ZM155 113V112H154ZM187 113V112H186ZM206 113V112H205ZM208 113V112H207ZM211 113V112H210ZM240 113V112H239ZM42 114V113H41ZM124 114V113H123ZM150 114V113H149ZM177 114V113H176ZM198 114V113H197ZM212 114V113H211ZM35 115V114H34ZM116 115V113H115ZM125 115V114H124ZM127 115V114H126ZM135 115V114H134ZM161 115V114H160ZM191 115V114H190ZM196 115V113L194 114ZM193 115V116H194ZM201 115V114H200ZM208 115V114H207ZM120 116V115H119ZM128 116V115H127ZM144 116V115H143ZM142 116V117H143ZM159 116V114H158ZM11 117V116H10ZM38 117V116H37ZM126 117V116H125ZM170 117V116H169ZM172 117V115H171ZM182 117V116H181ZM195 117V116H194ZM197 117V116H196ZM199 117V116H198ZM212 117V116H211ZM240 117V116H239ZM61 118V117H60ZM65 118V117H64ZM69 118V117H68ZM113 118V119H112ZM123 118V117H122ZM131 118V117H130ZM140 118V117H139ZM151 118V117H150ZM159 118V117H158ZM179 117L177 116V119ZM205 118V117H204ZM118 119V116L117 118ZM121 119V118H120ZM119 119V120H120ZM142 119V118H141ZM147 119V118H146ZM189 119V118H188ZM187 119V120H188ZM194 119V118H192ZM202 119V115L201 118ZM64 120V119H63ZM74 120V119H73ZM132 120V118H131ZM130 120V121H131ZM135 120V119H133ZM139 120V119H138ZM143 120V119H142ZM150 120V119H149ZM157 120V119H156ZM155 120V121H156ZM164 120V119H163ZM196 120V119H195ZM240 120V119H239ZM258 120V119H256ZM61 121V120H60ZM121 121V120H120ZM147 121V120H146ZM160 121V120H159ZM162 121V120H161ZM169 121V120H168ZM181 121V120H180ZM203 121V120H202ZM202 121L200 122V124H203ZM248 121V120H247ZM65 122V121H63ZM127 122V120H126ZM134 122V121H133ZM143 122V121H142ZM149 123L151 122L148 121ZM157 122V121H156ZM164 122V121H163ZM189 122V121H186ZM222 122V121H221ZM252 122V121H251ZM11 123V122H10ZM66 123V122H65ZM83 123V122H82ZM123 123V122H122ZM130 123V122H129ZM137 125L139 123L136 122ZM145 123V122H144ZM154 123V122H153ZM165 123V122H164ZM163 123V124H164ZM180 123V122H179ZM193 123V122H192ZM191 123V124H192ZM198 123V122H196ZM208 123V122H207ZM250 123V122H249ZM60 124V122H59ZM72 124V123H71ZM70 124V125H71ZM133 124V123H132ZM147 124V123H146ZM152 124V123H151ZM166 124V123H165ZM170 125L172 123H169ZM169 124H167L169 126ZM190 124V125H191ZM205 124V123H204ZM237 124H241L240 122ZM253 124V122H252ZM5 125V126H6ZM16 125V124H15ZM14 125V126H15ZM63 125V124H62ZM67 125V123H66ZM73 125V124H72ZM78 125V124H77ZM148 125V124H147ZM154 125V124H153ZM159 125V122H158ZM162 125V123H161ZM180 125H182V123H180ZM185 125V124H184ZM208 125V124H207ZM214 125V124H213ZM22 126V127H20ZM76 126V124H75ZM123 126V125H122ZM129 126V124H128ZM135 126V124H134ZM146 126V125H145ZM152 126V125H151ZM156 126V123H155ZM166 126V125H165ZM175 126V125H174ZM189 126V125H188ZM196 126V125H195ZM8 127V126H6ZM20 127V128H18ZM59 127V126H58ZM80 127V126H79ZM127 127V126H126ZM131 127V126H130ZM141 127V126H140ZM147 127V126H146ZM150 127V126H149ZM190 127V126H189ZM194 127V126H193ZM27 128V130H29ZM67 129V127H65ZM64 128V129H65ZM71 128V127H70ZM73 128V126H72ZM78 128V127H77ZM168 128V127H167ZM166 128V129H167ZM180 128V127H179ZM177 128V129H179ZM201 128V127H200ZM6 129H9L6 128ZM5 129V130H6ZM32 129V128H31ZM30 129V130H31ZM59 129V128H58ZM79 129V128H78ZM81 129V128H80ZM128 129V127H127ZM142 129V128H141ZM159 129V128H158ZM157 129V130H158ZM162 129V128H161ZM170 129V128H169ZM185 129V128H184ZM183 129V130H184ZM191 129V128H190ZM189 129V130H190ZM195 129V128H194ZM206 129V128H205ZM224 129V128H223ZM259 129V128H258ZM25 130V129H24ZM62 130V129H61ZM69 129H67L68 131ZM73 130V129H72ZM156 130V129H155ZM164 131V127L162 129ZM182 130V132H183ZM199 130V129H198ZM208 130H210L208 128ZM230 130V129H229ZM253 130V129H252ZM255 130V129H254ZM26 131V130H25ZM37 131V130H36ZM63 131V130H62ZM83 131V130H82ZM81 131V132H82ZM177 133L179 130H176ZM181 131V129H180ZM202 131V130H201ZM200 131V132H201ZM1 132V130H0ZM24 132V131H23ZM29 133V131H26L24 133ZM31 132V131H30ZM66 132V130H65ZM71 132V131H70ZM158 132V131H157ZM174 132V130H173ZM187 132V131H186ZM192 133V131H189ZM209 132V131H208ZM72 133V132H71ZM74 133V131H73ZM72 133V135H74ZM77 133V132H76ZM85 133V132H84ZM83 133V134H84ZM151 133V132H150ZM168 133V131H167ZM176 133V134H177ZM39 134V133H38ZM70 134V133H68ZM81 134V133H80ZM79 134V135H80ZM115 134V133H114ZM128 134V133H127ZM157 133H154V135ZM165 134V133H164ZM170 134V133H169ZM193 134V133H192ZM196 134V133H194ZM204 134V133H203ZM6 135V134H5ZM10 135V134H9ZM120 135V132H119ZM122 135V134H121ZM130 135V134H129ZM145 134L138 133L135 134V136L133 138H135L136 141H139ZM163 134H161L162 137ZM174 135V134H173ZM170 138H172V136ZM181 135V134H180ZM61 136V135H60ZM67 136V135H66ZM65 136V137H66ZM75 136V135H74ZM78 136V135H76ZM81 136V135H80ZM146 136V135H145ZM175 136V135H174ZM182 136V135H181ZM200 136V135H199ZM25 136H22V138ZM29 137V136H28ZM27 137V138H28ZM33 137V136H32ZM38 139V136H36ZM44 137V136H43ZM64 137V138H65ZM158 137V136H157ZM160 137V136H159ZM164 137V136H163ZM166 137V136H165ZM31 137H29L30 139ZM35 138V137H33ZM32 138V139H33ZM49 138V137H47ZM60 138V137H59ZM63 138V137H62ZM63 138V139H64ZM68 138V137H67ZM72 138V137H71ZM114 137V141H115ZM121 138V137H120ZM126 138V137H125ZM167 138V137H166ZM181 138V137H180ZM4 138H2L3 140ZM6 139V138H5ZM9 139V138H8ZM26 139V138H25ZM28 139V140H29ZM66 139V138H65ZM77 139V138H76ZM113 139V138H112ZM153 139V138H152ZM150 139V140H152ZM159 139V138H158ZM188 139V138H187ZM186 139V140H187ZM27 140V139H26ZM62 140V139H61ZM110 141V138L108 139ZM149 140V141H150ZM157 140V139H156ZM175 140V138H174ZM22 141V139H21ZM45 141V140H44ZM48 141V140H46ZM45 141V142H46ZM63 141V140H62ZM69 141V140H68ZM78 141V139L76 140ZM112 141V140H111ZM112 141V142H114ZM125 141V140H124ZM126 141H128V139H126ZM130 141V139H129ZM148 141V140H147ZM153 141V140H152ZM180 141V139H179ZM33 142V141H32ZM49 142V141H48ZM52 142V141H50ZM65 142V140H64ZM107 143V141H105ZM123 142V141H122ZM146 142V141H144ZM151 142V141H150ZM174 142V141H173ZM172 142V143H173ZM185 141H183L184 143ZM44 143V142H43ZM53 143V142H52ZM55 143V142H54ZM59 143V142H58ZM61 143V142H60ZM59 143V145L61 146V144ZM75 143V141H74ZM79 143V142H78ZM115 144H117V142H114ZM121 143V142H120ZM126 143V142H125ZM171 143V144H172ZM187 143V142H186ZM7 144V143H6ZM10 144V143H9ZM19 144V143H18ZM23 144V143H22ZM32 144V143H30ZM35 144V143H33ZM37 144V149L40 151L41 147L40 145ZM46 144V143H45ZM50 144V143H49ZM112 144V143H111ZM129 144V143H127ZM152 144V143H151ZM180 144V142H179ZM193 144V143H192ZM57 145V143H56ZM73 145V144H72ZM119 144H117L118 146ZM170 145V144H169ZM175 144H173L174 146ZM195 145V144H194ZM198 145V144H197ZM9 146V145H8ZM23 146V145H22ZM68 146V145H65ZM115 146V145H114ZM124 146V144H123ZM176 146V145H175ZM219 146V145H218ZM26 147V146H25ZM46 147V146H45ZM52 147V146H51ZM54 147V144H53ZM76 147V146H75ZM121 147V146H120ZM126 148V145L124 146ZM123 147V149H124ZM172 147V146H171ZM3 148V147H2ZM7 148V147H6ZM29 148V147H28ZM50 148V146H49ZM58 148V145H57ZM64 148V146H63ZM62 148V149H63ZM69 148V147H68ZM122 148V147H121ZM130 148V145L129 147ZM134 148V147H133ZM136 148V147H135ZM151 148V147H150ZM153 148V146H152ZM151 148V149H152ZM157 148V146H156ZM159 148V147H158ZM166 148V147H165ZM180 148V147H179ZM190 148V147H189ZM188 148V149H189ZM206 148V147H205ZM211 148V147H210ZM225 148V147H224ZM1 149V148H0ZM33 149V148H31ZM54 149V148H53ZM52 149V150H53ZM61 149V150H62ZM137 149V148H136ZM169 149V148H168ZM185 149V148H184ZM196 149V148H195ZM264 149V148H263ZM2 150V149H1ZM7 150V149H6ZM21 150V148H20ZM30 150V149H29ZM47 150V149H45ZM44 150V151H45ZM51 150V151H52ZM57 150V149H56ZM116 150V148H115ZM134 150V149H133ZM148 150V149H145ZM170 150V149H169ZM168 150V151H169ZM173 150V149H172ZM179 150V149H178ZM186 150V149H185ZM199 150V149H198ZM206 150V149H205ZM3 151V150H2ZM1 151V154H3ZM19 151V149H18ZM23 151V149H22ZM21 151V152H22ZM43 151V149H42ZM60 151V150H59ZM64 151V150H63ZM68 151V150H67ZM126 151V150H125ZM128 151V150H127ZM138 151V150H137ZM144 151V150H143ZM157 151V150H156ZM159 151V150H158ZM162 151V149H161ZM159 151V152H161ZM201 151V150H200ZM259 151V150H258ZM4 152V151H3ZM11 153V150L9 151ZM14 152V151H12ZM122 152V151H121ZM120 152V153H121ZM140 153V151H138ZM137 152V153H138ZM150 152V151H149ZM149 152L147 154H149ZM167 152V151H166ZM176 152V151H175ZM179 152V151H178ZM194 152V151H193ZM221 152V151H220ZM219 152V153H220ZM20 153V152H19ZM46 153H48V151H46ZM50 153V152H49ZM62 153V152H60ZM133 153V152H131ZM136 153V154H137ZM146 153V152H145ZM144 153V154H145ZM155 153V152H154ZM172 153V151H171ZM170 153V154H171ZM177 153V152H176ZM180 153V152H179ZM186 153V152H185ZM208 153V152H207ZM38 154V153H36ZM40 154V153H39ZM51 154V153H50ZM151 154V152H150ZM163 154V153H162ZM161 154V155H162ZM167 154L169 155V153L167 152ZM178 154V153H177ZM204 154V153H203ZM216 154V153H215ZM22 155V154H21ZM29 155H31L29 153ZM28 155V156H29ZM42 155V154H41ZM40 155V156H41ZM47 155V154H46ZM52 155V154H51ZM60 155V154H59ZM125 155V154H124ZM129 155V154H128ZM157 155V152L156 154ZM160 155V157H161ZM172 155V154H171ZM180 155V154H179ZM178 155V156H179ZM191 155V154H190ZM188 155V156H190ZM202 155V154H201ZM200 155V156H201ZM213 155V153H212ZM23 156V155H22ZM116 156V155H115ZM142 156V155H141ZM148 156V155H147ZM175 156V155H174ZM206 156V155H205ZM221 156V155H218ZM4 157V156H3ZM52 157V156H51ZM48 158L49 162H51L53 159L56 158ZM56 157V156H55ZM114 157V156H113ZM119 157V156H118ZM131 157V155H130ZM129 157V158H130ZM193 157V156H192ZM127 158V157H125ZM134 158V157H133ZM143 158V157H142ZM154 158V155H153ZM182 158V156H181ZM180 158V159H181ZM204 158V157H203ZM209 158V157H207ZM217 158V156H216ZM20 159V158H19ZM121 159V158H120ZM131 159V158H130ZM141 159V158H140ZM152 159V158H151ZM159 159V158H158ZM178 159V157H177ZM183 159V158H182ZM186 159V158H185ZM190 159V158H189ZM215 159V157H214ZM223 159V158H222ZM2 160V159H1ZM0 160V161H1ZM7 160V159H6ZM5 160V161H6ZM77 160V158H76ZM102 160V161H101ZM118 160V159H117ZM148 160V159H147ZM188 160V159H187ZM205 160V159H204ZM209 160V159H208ZM22 161V160H21ZM114 161V160H113ZM135 161V160H133ZM144 161V160H143ZM142 161V162H143ZM159 161V160H158ZM191 161V159H190ZM194 161V160H193ZM206 161V160H205ZM212 160H209V162ZM227 161V160H226ZM257 161V160H256ZM11 162V161H10ZM9 162V163H10ZM54 162V161H53ZM52 162V163H53ZM56 162V160H55ZM68 162V161H67ZM84 162V161H83ZM90 162V161H89ZM145 162V161H144ZM175 162V161H174ZM180 162V161H179ZM185 162V161H184ZM183 162V163H184ZM188 162V161H187ZM198 162V161H197ZM208 162V161H207ZM208 162V163H209ZM70 163V162H69ZM85 163V162H84ZM117 163V162H114ZM157 163V161H156ZM177 163V161H176ZM191 163V162H190ZM125 164V163H124ZM130 164V163H129ZM133 164V163H132ZM174 164V163H173ZM186 164V163H185ZM195 164V163H194ZM205 164V163H204ZM214 164V163H213ZM212 164V165H213ZM53 165V164H52ZM76 165V164H75ZM85 165V164H84ZM90 165V164H89ZM88 165V167H89ZM117 165V164H116ZM122 165V164H121ZM126 165V164H125ZM178 165V164H177ZM201 165V164H200ZM11 166V165H10ZM77 166V165H76ZM115 166V165H114ZM124 166V165H123ZM131 166V164H130ZM142 166V165H141ZM140 166V167H141ZM181 166V165H180ZM189 166V165H187ZM186 166V167H187ZM191 166V165H190ZM206 166V165H205ZM208 166V164H207ZM53 167V166H52ZM122 167V166H121ZM156 167V166H155ZM171 167V166H170ZM202 167V166H201ZM217 167V166H216ZM71 168V167H70ZM125 168V167H124ZM123 168V169H124ZM135 168V167H134ZM137 168V167H136ZM183 167H181L182 169ZM190 168V167H188ZM195 168V167H193ZM222 168V167H221ZM118 169V168H116ZM132 169V168H131ZM138 169H140L138 167ZM146 169V168H145ZM212 169V168H211ZM214 169V168H213ZM72 170V169H71ZM74 170V169H73ZM85 170V169H84ZM137 170V169H136ZM153 170V169H152ZM170 170V169H169ZM184 170H186L184 168ZM195 170V169H194ZM208 170V169H207ZM79 171V170H78ZM122 171V170H120ZM124 171V170H123ZM122 171V173H123ZM141 171V170H140ZM150 171V170H149ZM171 171V170H170ZM187 171V170H186ZM260 171V170H259ZM27 172L30 174V176H28L29 178L26 179L24 177H26L24 175V173ZM132 172V171H131ZM145 172V171H144ZM147 172V171H146ZM151 172V171H150ZM208 172V171H207ZM72 173V172H71ZM129 173V170H128ZM134 173V172H132ZM194 173V172H193ZM205 173V171H204ZM216 173V172H215ZM214 173V175H215ZM219 173V172H218ZM78 174V173H77ZM76 174V175H77ZM81 174V173H80ZM120 174V172H119ZM131 174V173H130ZM146 174V173H145ZM154 174V173H153ZM152 174V175H153ZM176 174V173H175ZM178 174V173H177ZM176 174V175H177ZM186 174V173H185ZM188 174V172H187ZM192 174V172H191ZM27 175V174H26ZM125 175V174H123ZM122 175V176H123ZM159 175V174H158ZM173 174L171 173V176ZM183 175V174H182ZM195 175V174H194ZM220 175V174H219ZM218 175V176H219ZM24 176V177H23ZM115 176H118V174H116ZM147 176V174H146ZM151 176V175H150ZM150 176L148 178H150ZM166 176V175H165ZM164 176V177H165ZM169 176V175H168ZM169 176V177H171ZM175 176V175H174ZM189 176V174H188ZM192 176V175H190ZM216 176V175H215ZM221 176V175H220ZM225 176V175H224ZM73 177V176H72ZM75 177V176H74ZM78 177V176H77ZM143 177V176H142ZM152 177V176H151ZM181 177V176H180ZM185 177V175H184ZM249 177V176H248ZM247 177V178H248ZM161 178H163L161 176ZM168 178V177H166ZM165 178V179H166ZM196 178V177H195ZM197 178H199L197 176ZM201 178V177H200ZM74 179V178H73ZM133 178H130V180ZM135 179V178H134ZM152 179V178H151ZM175 179V178H174ZM182 178H180L181 180ZM184 179V178H183ZM190 179V178H189ZM216 179V178H215ZM223 179V178H222ZM146 180V179H145ZM148 180V179H147ZM155 180V179H154ZM163 180V179H162ZM186 180V179H185ZM191 180V179H190ZM207 180V179H206ZM210 180V179H209ZM78 181V180H76ZM142 181V180H141ZM149 181V180H148ZM161 181V180H160ZM165 181V180H164ZM167 181V180H166ZM182 181V180H181ZM184 181V180H183ZM191 181H195V180H191ZM121 182V181H120ZM125 182V181H124ZM155 182V181H154ZM154 182H152V184H154ZM175 182V181H174ZM190 182V181H189ZM220 182V181H219ZM245 182V181H244ZM264 182V181H263ZM139 183V180H138ZM144 183V182H143ZM162 183V181H161ZM184 183V182H181ZM198 183V182H196ZM227 183V182H225ZM234 183V182H233ZM120 184V183H119ZM122 184V183H121ZM124 184V183H123ZM133 184V183H132ZM151 184V185H152ZM189 184V183H188ZM224 184V183H223ZM263 184V183H262ZM127 185V184H126ZM141 185V184H140ZM176 185V184H175ZM246 185V184H245ZM142 186V185H141ZM140 186V189H141ZM144 186V184H143ZM147 186V185H146ZM158 186V185H157ZM172 186V185H171ZM170 186V188H171ZM174 186V185H173ZM186 186V185H185ZM188 187H190L189 185H187ZM220 186V185H219ZM223 186V185H222ZM68 188L71 190V192L73 193L72 195L76 196V201H80L83 204L84 208L83 210L84 213H77L76 211H70L68 213H64V211L62 212V209H66L65 206L69 205V199H63L62 197L58 196V194L60 193V191L64 188ZM116 187L117 186L116 184ZM129 187V186H128ZM134 187V185H133ZM162 187H164L162 185ZM179 187V186H178ZM181 187V184H180ZM263 187V186H262ZM115 188V187H114ZM144 188V187H143ZM174 188V187H173ZM185 188V187H184ZM192 188V187H190ZM222 188V187H221ZM220 188V190H221ZM224 188V187H223ZM222 188V189H223ZM127 189V188H126ZM131 189V188H130ZM158 189V188H157ZM167 189V188H165ZM169 189V188H168ZM177 189V188H176ZM180 189V188H179ZM182 189V188H181ZM219 189V188H218ZM236 189V188H235ZM125 190V189H124ZM145 190V188H144ZM147 190V189H146ZM175 190V189H174ZM185 190V189H184ZM189 190V189H188ZM264 190V189H263ZM117 191V190H116ZM158 191V190H156ZM160 191V190H159ZM178 191V189L176 190ZM198 191V190H197ZM167 192H169V190H167ZM172 192V191H171ZM228 192V191H227ZM66 194V192H64ZM63 193V194H64ZM130 190H129V192ZM145 193V192H143ZM161 193V192H160ZM159 193V194H160ZM165 193V192H164ZM177 193V192H176ZM219 193V192H218ZM70 194V193H68ZM122 194V193H120ZM156 194V193H155ZM163 194V193H161ZM125 195V194H124ZM141 195V194H140ZM169 195V194H167ZM156 196V195H155ZM174 196V195H172ZM178 196V195H177ZM65 197V196H64ZM164 197V195L162 196ZM166 197V196H165ZM171 197V195H170ZM218 197V196H217ZM221 197V196H220ZM225 197V196H224ZM229 197V196H228ZM68 198V197H67ZM116 198V197H115ZM124 198V197H123ZM131 198V197H130ZM146 198V197H145ZM173 198V197H172ZM236 198V197H235ZM240 198V197H239ZM253 198V197H252ZM54 199H56V201H54ZM71 199V198H70ZM74 199V198H72ZM122 199V198H121ZM135 199V198H134ZM137 199V198H136ZM139 199V198H138ZM174 199V198H173ZM223 199V198H222ZM227 199V198H226ZM241 199V198H240ZM4 200V199H3ZM10 200V202H11ZM120 200V199H119ZM131 200V199H130ZM147 200V198H146ZM145 200V201H146ZM163 200V199H162ZM176 200V199H175ZM173 200V201H175ZM225 200V199H224ZM239 200V199H238ZM242 200V199H241ZM6 200H4L3 202H5ZM9 201V200H8ZM123 201V200H122ZM153 201V199H152ZM165 201V200H164ZM231 201V200H230ZM237 201V199H236ZM2 202V203H3ZM120 201H118L119 203ZM127 202V201H126ZM133 202V201H132ZM138 202V201H137ZM147 202V201H146ZM145 202V203H146ZM159 202V201H158ZM234 202V201H232ZM238 202V201H237ZM236 202V203H237ZM72 203V202H71ZM235 203V202H234ZM261 203V202H259ZM73 204V203H72ZM175 204V203H174ZM244 204V203H243ZM81 205V204H80ZM148 205V204H147ZM168 205V204H167ZM240 205V203H239ZM247 205V204H246ZM131 206V205H130ZM151 206V205H149ZM148 206V207H149ZM157 206V205H156ZM160 206V204H159ZM244 206V205H242ZM133 207V206H132ZM139 207V206H138ZM167 207V206H166ZM165 207V208H166ZM209 207V206H208ZM207 207V208H208ZM236 207V206H234ZM238 207V206H237ZM241 207V206H240ZM239 207V208H240ZM255 207H257L255 205ZM135 208V207H134ZM150 208V207H149ZM163 208V207H162ZM168 208V207H167ZM173 208V207H172ZM183 208V207H182ZM244 208V207H243ZM258 208H260V205L258 206ZM262 208V207H261ZM153 209V208H152ZM158 209V208H157ZM246 209V208H245ZM256 209V208H255ZM135 210V209H134ZM160 210V209H159ZM158 210V211H159ZM263 210V209H262ZM113 211V213H112ZM151 211V210H150ZM157 211V210H156ZM160 212V211H159ZM256 212V211H255ZM137 213V212H136ZM197 213V212H196ZM204 213V212H203ZM241 213V212H240ZM195 214V212L193 213ZM198 214V213H197ZM221 214V213H220ZM232 214V213H231ZM239 214V213H238ZM137 215V214H136ZM199 215V214H198ZM197 215V216H198ZM141 215H139L140 217ZM148 216V215H147ZM236 216V215H235ZM240 216V215H239ZM242 216V215H241ZM244 216V215H243ZM131 218V217H130ZM138 218V217H137ZM200 218V217H199ZM198 218V219H199ZM240 218V217H239ZM238 218V219H239ZM132 219V218H131ZM143 219V218H142ZM153 219V218H152ZM209 219V218H208ZM134 220V219H133ZM169 220V219H168ZM172 219H170L171 221ZM194 220V219H192ZM191 220V221H192ZM197 220V219H196ZM195 220V221H196ZM159 221V220H158ZM173 221V220H172ZM241 221H242V217H241ZM155 222V219H154ZM160 222V221H159ZM168 222V221H167ZM197 222V221H196ZM195 222V223H196ZM201 222V221H200ZM226 222V221H225ZM133 223V222H132ZM138 223V222H137ZM140 223V221H139ZM171 223V222H169ZM173 223V222H172ZM208 223V222H207ZM238 223V222H237ZM246 223V222H245ZM116 224V223H114ZM141 224V223H140ZM143 224V223H142ZM141 224V225H142ZM153 224V223H152ZM260 224V223H259ZM129 225V224H128ZM138 225V224H137ZM196 225V224H195ZM210 225H215L211 224ZM241 225V224H240ZM249 225V224H248ZM133 226V225H132ZM145 226V225H144ZM149 226V225H148ZM209 226V225H208ZM239 226V225H238ZM119 227V226H118ZM134 227V226H133ZM150 227V226H149ZM148 227V229H149ZM162 227V226H160ZM199 227V225H198ZM236 227V226H235ZM234 227V228H235ZM263 227V226H262ZM120 228V227H119ZM146 228V227H145ZM143 227V229H145ZM153 228H156L153 226ZM151 227V229H153ZM159 228V227H158ZM188 228V227H187ZM214 228V227H213ZM218 227H216L217 229ZM244 228V227H243ZM146 229V230H148ZM229 229V228H227ZM233 229V228H232ZM231 229V230H232ZM122 230V229H121ZM138 230V229H137ZM157 230V229H156ZM199 230V229H198ZM202 230V229H201ZM235 230V229H234ZM247 230V229H246ZM253 231V229H251ZM260 230V229H259ZM264 229L262 228V231ZM124 231V230H122ZM128 231V230H127ZM141 231V230H140ZM143 231V230H142ZM149 231V230H148ZM160 231H162L160 229ZM200 231V230H199ZM198 231V232H199ZM220 231V230H219ZM223 231V230H222ZM233 231V230H232ZM242 231V229H241ZM261 231V232H262ZM130 232V231H129ZM134 232V231H133ZM184 232V231H183ZM214 232V229H213ZM212 232V233H213ZM224 232V231H223ZM228 232V231H227ZM226 232V233H227ZM230 232V231H229ZM228 232V233H229ZM234 232V231H233ZM240 232V231H239ZM244 232V231H242ZM121 233V232H120ZM123 233V232H122ZM125 233V232H124ZM123 233V234H124ZM128 233V232H127ZM162 233V232H161ZM216 233V232H214ZM222 233V232H221ZM236 233V232H235ZM256 233V231L254 232ZM264 233V232H262ZM129 234V233H128ZM148 234V233H147ZM150 234V233H149ZM159 234V233H158ZM218 234H220L218 232ZM234 234V233H233ZM122 235V234H121ZM167 235V234H166ZM169 235V234H168ZM143 236V235H142ZM146 236V234H145ZM149 236V235H148ZM210 236V235H209ZM222 236V235H221ZM230 236V235H229ZM236 236V235H235ZM246 236V235H245ZM123 237V236H122ZM125 237V235H124ZM129 237V236H128ZM135 237V236H134ZM144 237V236H143ZM215 237V236H214ZM220 237V236H218ZM240 237V236H239ZM133 238V237H132ZM147 238V237H146ZM162 238V236L160 237ZM227 238V237H226ZM238 238V237H237ZM241 238V237H240ZM91 239H94L93 241ZM119 239V237H118ZM123 239V238H122ZM135 239V238H134ZM137 239V238H136ZM150 239V237H149ZM219 239V238H218ZM222 239V238H221ZM220 239V240H221ZM228 239V238H227ZM231 239V238H230ZM236 239V238H234ZM244 239V238H243ZM257 239V238H256ZM255 239V240H256ZM125 241V239H123ZM123 240H119V241H123ZM144 240V239H141ZM254 240V241H255ZM108 241H110V243H108ZM135 241V240H134ZM155 241V240H154ZM162 241V240H161ZM160 241V242H161ZM180 241V240H179ZM217 241V240H216ZM224 241V240H223ZM257 241V240H256ZM129 242V241H126ZM133 242V241H132ZM136 242V241H135ZM214 242V241H213ZM226 242V241H225ZM237 242V241H236ZM234 240V243H236ZM239 242V241H238ZM243 242V241H242ZM117 243V242H116ZM114 243V245L116 244ZM122 243V242H121ZM139 243V242H138ZM144 243V242H143ZM245 243V242H244ZM258 243V242H257ZM162 244V243H161ZM253 244L252 242L250 243V245ZM111 245V244H110ZM138 245V244H137ZM145 245V243H144ZM158 245V244H157ZM217 245V243H216ZM224 245V244H223ZM228 245V244H227ZM233 245V244H232ZM246 245V244H245ZM248 245V244H247ZM112 246V245H111ZM122 246V245H120ZM126 246V245H125ZM130 246V245H129ZM136 246V245H135ZM226 246V245H225ZM229 246V245H228ZM227 246V247H228ZM231 246V245H230ZM236 246V245H235ZM115 247V246H114ZM127 247V246H126ZM132 247V246H131ZM234 247V246H233ZM246 247V246H245ZM140 248V247H138ZM143 248V247H142ZM141 248V249H142ZM219 248H220V244H219ZM224 248V247H222ZM252 248V247H251ZM122 249V248H121ZM127 249V248H126ZM134 249V248H133ZM145 249V248H144ZM159 249V248H158ZM234 249V248H232ZM187 250V249H186ZM185 250V251H186ZM237 250V249H236ZM122 251V250H121ZM141 251V250H140ZM139 251V252H140ZM183 251V250H181ZM214 251V250H213ZM220 251V250H219ZM230 251V250H229ZM239 251V250H238ZM252 251V250H250ZM249 251V252H250ZM104 252V251H103ZM114 252V251H113ZM187 252V251H186ZM257 252V251H256ZM147 253V252H146ZM174 253V252H173ZM176 253V251H175ZM226 253V252H225ZM231 253V252H230ZM255 253V251H254ZM104 254V253H103ZM111 254V253H110ZM149 254V253H148ZM180 254V253H179ZM184 254V253H182ZM236 254V253H235ZM239 254V253H238ZM237 254V255H238ZM121 255V254H120ZM138 255V254H137ZM140 255V253H139ZM142 255V254H141ZM140 255V256H141ZM176 255V254H175ZM223 255V254H222ZM228 255V254H227ZM246 255V254H245ZM254 255V254H253ZM259 255V254H258ZM262 255V254H261ZM104 256V255H103ZM107 256V255H106ZM143 256V255H142ZM217 256V255H216ZM241 255L239 254V257ZM102 257V256H101ZM114 257V255H113ZM153 257V256H152ZM168 257V256H166ZM180 257V256H179ZM178 257V258H179ZM185 257V256H184ZM219 257V256H218ZM217 257V258H218ZM237 257V256H236ZM235 257V258H236ZM254 257V256H253ZM257 257V256H256ZM115 258V257H114ZM142 258V257H140ZM155 258V257H154ZM169 258V257H168ZM225 258V257H224ZM259 258V257H258ZM263 258V257H261ZM112 259V258H111ZM117 259V258H116ZM177 259V258H176ZM219 259V258H218ZM217 259V260H218ZM229 259V257H228ZM249 259V258H248ZM247 259V260H248ZM251 259V258H250ZM114 260V259H113ZM123 260V259H122ZM125 260V259H124ZM123 260V261H124ZM264 260V259H263ZM107 261V260H106ZM109 261V260H108ZM112 261V260H111ZM117 261V260H116ZM236 261V260H235ZM239 261V260H238ZM256 261V260H255ZM104 262V261H103ZM114 262V261H112ZM119 262V261H118ZM174 262V260H173ZM177 262V261H176ZM175 262V263H176ZM241 262V261H240ZM260 262V261H259ZM229 263V262H228ZM239 263V262H238ZM237 263V264H238ZM243 263V262H242ZM253 263V261H252ZM111 264V263H110ZM116 264V263H115ZM123 264V263H122ZM126 264V263H125ZM164 264V263H163ZM215 264V263H214ZM245 264V263H243Z\"/></svg>",
    "mask_w": 264,
    "mask_h": 264
},
{
    "label": "clouds",
    "instance_id": "clouds-1",
    "mask_svg": "<svg viewBox=\"0 0 264 264\" xmlns=\"http://www.w3.org/2000/svg\"><path fill=\"white\" fill-rule=\"evenodd\" d=\"M200 2L202 3V0H200ZM228 2H229V0H218V3L216 4V7L220 8L222 4H227ZM237 2H238V0H237ZM7 12H8V10L5 9V13H7ZM40 55H43V53H41Z\"/></svg>",
    "mask_w": 264,
    "mask_h": 264
}]
</instances>
